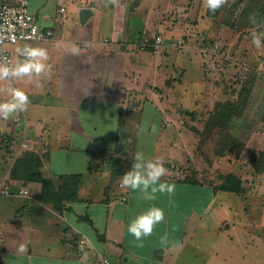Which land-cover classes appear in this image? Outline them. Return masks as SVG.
Masks as SVG:
<instances>
[{
    "label": "crops",
    "instance_id": "0c3cea01",
    "mask_svg": "<svg viewBox=\"0 0 264 264\" xmlns=\"http://www.w3.org/2000/svg\"><path fill=\"white\" fill-rule=\"evenodd\" d=\"M16 1L0 0V4ZM125 2L29 0L38 23L52 29L55 36L40 42L48 51L46 63L51 65V71L46 75L50 80L45 74L30 82L20 80L22 86L15 88L29 95L28 110L9 120L0 119V188L10 186L30 193L28 198L0 196V264H201V257L206 255L199 242L201 229H222L219 221V228L211 224L215 221L211 213L221 182L215 178L201 181V155L192 148L189 151L185 131L189 121L179 114L191 113L196 118L198 109L185 103V94L190 90L197 95L203 82L190 83L182 65L176 67V78L169 76L162 61L164 55L170 63L175 60L183 64L181 56L166 54L169 45L157 50L141 48L139 21L132 26L122 16L126 14L130 20L134 14L137 20L146 16V9L143 11L142 4L133 8ZM204 7L201 0V21L218 20L220 16H207ZM84 8L94 14L82 26L79 13ZM99 16L100 22L93 25ZM76 25L81 30L79 37ZM143 30L140 35L149 38L147 29ZM16 46H6L12 66L24 60L14 49ZM147 52L155 57L154 61L145 59ZM1 89L0 86V103L11 100V95ZM160 92L166 94V101L158 99ZM209 92L218 100L216 90ZM207 104L201 106L202 110L209 108ZM212 113L201 115L203 128ZM141 117L148 120L146 129L136 133ZM172 128L174 133L169 130ZM135 136L143 137L149 147L147 158L163 160L168 173L162 182L175 185L172 194L157 193L156 200L149 202L142 193L121 187L120 179L131 170L137 153L132 144ZM32 157L39 162L41 178L52 182L50 192L74 191L77 200L56 195L51 201L44 200L42 183L14 178V170ZM192 165L195 171L189 169ZM257 188L259 195H264V184ZM150 205L163 208L165 220L141 247L127 226ZM238 219L234 223L225 220L223 224L229 230L232 224L239 225L240 235L249 232V236L252 233L264 239L262 221L253 222L247 216ZM203 222L211 225L201 227ZM222 235L228 246L236 240L234 234ZM165 237L167 242L162 243ZM177 241L182 247L173 246ZM21 244L26 249L23 253L18 251ZM212 254L216 264H225L220 260V249Z\"/></svg>",
    "mask_w": 264,
    "mask_h": 264
},
{
    "label": "rangeland",
    "instance_id": "374dc122",
    "mask_svg": "<svg viewBox=\"0 0 264 264\" xmlns=\"http://www.w3.org/2000/svg\"><path fill=\"white\" fill-rule=\"evenodd\" d=\"M134 1L126 0L125 4L129 6L130 3L133 8L142 4L143 11L146 9L144 11L146 16H139L137 20L133 18L134 14L132 18L130 16V20L126 14L122 17L125 21H130L129 24L132 26L138 25L137 22L139 21L140 32L137 36L145 32L143 29L146 28V33L151 39L160 36L164 39L161 46L169 45L171 47L167 48V55L173 56L175 54L183 59V64H176L174 59L170 63L171 60L166 59L165 55L163 56L162 61L166 66L164 68L170 74L169 76L176 78L177 75H174L176 67L182 65L185 69L184 76L190 83L194 82L199 85L203 82V86L197 91V95L190 90L185 94V103L194 106L193 109H198L195 111L196 118L193 119L191 113L187 115L183 112L179 113L181 117L183 114L182 118L185 119V122L189 121L187 123L189 126L184 128L189 136L186 140L189 151L192 148L193 151H199L201 155V165L199 164L201 181L207 178H215L221 182L220 178L223 175L232 173L240 175L244 189L250 188L240 197L234 193L229 194L221 191V189L217 190V204H213L212 209L214 210L211 213V216L215 217V221L211 224L215 225L219 221L218 224H222V229L220 230L221 233L211 230V227L201 229V233H199L201 250L207 252H205V256L201 257V264L203 260H206L204 264H216L212 254L215 249H220V260L224 261L225 264H264L263 238L260 240L259 237H254L252 233L249 236V232L246 233L247 236L246 234L240 235L239 229L241 230V227L239 225L234 226L232 224L229 230L224 226L225 223L223 224L225 220L228 223L237 222L239 221L238 218L243 216L250 217L253 222L262 221L264 224V195H259L261 191L257 188V186L264 184V171L261 173L256 171V168L264 165V161H262L264 159V48L258 50L251 43L252 31H264V25L252 28L248 27L252 23L247 21V17L250 18L251 16L250 11L263 16L260 9L261 6H264V0H227L229 13L234 5L237 6L239 12L247 9L246 13L243 12L242 18L243 27L247 28L241 30L225 25V18L228 16L224 12L221 13L218 20L206 18V20L201 21V0H151L152 3L146 0H138L137 6L133 4ZM98 19L101 17L93 20V25L100 22ZM75 30L78 33L77 37H79L81 30L78 25H76ZM178 41L180 42L178 43ZM40 42H22L14 49L41 47L42 43ZM160 52L164 54L162 49ZM144 57L151 59V61L155 60L150 52L145 53ZM202 77L206 78L207 84H204ZM48 78L46 75L47 81L50 80ZM15 85L21 87L22 83L20 80H13V84L11 80L0 81L1 90L7 96L10 95L8 89L15 87ZM190 88L192 90L193 87ZM211 90L217 91L218 100L215 95L209 92ZM244 91L250 93L247 109L242 118L234 119L229 125V131L232 133L230 134L236 137L240 144L237 145L234 153L226 158H220L217 154L227 136L219 127H215V129H211V126L210 128L207 127L208 134L206 131L204 133L200 124L201 115L212 113V109L215 110L220 103H225L228 99L233 101L240 99ZM157 94L158 99L164 98L166 95L161 92ZM170 98L173 100L175 97L170 96ZM166 100L167 98H164L163 101ZM145 101V98L142 97L144 104ZM206 104L207 106L210 105L209 108L202 110L201 106H206ZM204 111L208 112L203 113ZM174 114L177 115L178 113ZM140 119L141 127L135 128L136 133H139L141 128L146 129L148 120H145V117ZM194 121H198V123L195 124ZM169 130L174 133L173 128ZM144 142L143 137L136 138L135 136L132 143L133 146L137 147L135 152L142 151L144 154L150 152L149 147ZM193 166L189 169H194ZM206 172L210 173V176ZM251 186L254 187V190H251ZM211 224L203 222L201 227ZM237 227L238 230H236ZM225 232L236 235L235 242H231L230 246L224 242L222 234Z\"/></svg>",
    "mask_w": 264,
    "mask_h": 264
},
{
    "label": "clouds",
    "instance_id": "9594fccd",
    "mask_svg": "<svg viewBox=\"0 0 264 264\" xmlns=\"http://www.w3.org/2000/svg\"><path fill=\"white\" fill-rule=\"evenodd\" d=\"M205 7L215 14L222 9L227 0H204ZM252 23H257L255 17H250ZM35 34V29H33ZM15 39L14 37H12ZM251 43L256 49L264 48V31L253 30L251 33ZM24 60L15 66H8L0 63V81L2 80H27L32 81L34 78L48 74L51 71V65L47 64L48 51L43 47H25L19 50ZM11 100L0 103V119L9 120L21 112H26L30 106L31 100L29 95L19 89H8ZM144 128L140 129L143 133ZM155 132V127L152 128ZM168 169L165 167L161 158L150 159L142 151L135 154L131 170L126 172L120 179V185L124 189H131L133 192H140L146 201H154L157 193L172 194L175 191V185L162 182V177L166 176ZM24 195H28L24 193ZM165 220V211L163 208L150 205L140 214L136 215L127 226L128 233L140 242L143 246L144 239L153 235L157 225ZM167 238H162V243H166ZM174 247H182L177 241ZM25 246L21 244L18 251L23 253Z\"/></svg>",
    "mask_w": 264,
    "mask_h": 264
},
{
    "label": "trees",
    "instance_id": "16d2710c",
    "mask_svg": "<svg viewBox=\"0 0 264 264\" xmlns=\"http://www.w3.org/2000/svg\"><path fill=\"white\" fill-rule=\"evenodd\" d=\"M135 5L139 4L138 0L134 1ZM227 7H229V3H226V5L218 10L215 14H213L212 12H210L207 9V16L211 17V18H217L221 15L222 12H225L226 16H228L225 21V25L229 26L231 28H237V29H243V28H247V27H243V12L246 13L247 9L239 12V10L237 9V6H232L230 13L227 10ZM261 13L263 12V16H259L258 13L256 12H251V16L250 17H255L257 23H252L250 18L247 17V21L251 22L252 24L249 25L248 27H252L254 28L255 26H259V25H264V6H261ZM149 39L150 36H148ZM145 36L140 35L139 37V42H143ZM151 43L153 42V40H150ZM139 43V44H140ZM151 50V49H150ZM249 91H244L242 93V95L240 96V99H237L236 101H233L231 99H228L227 102L225 103H220L218 105V108L216 107V109L213 111V113L209 116V118L207 119V122L205 124V128H203V132L205 133V131L208 134V129L206 130V128H210L211 129H215V127H219L223 132L224 135L227 136V139L225 140V143H223L221 145V149L218 152V156L220 158H226L228 157L230 154L234 153L236 150L237 145L240 144V142L237 140L236 137H234L233 135H231L232 133L229 131V125L231 124V122L234 119H239L242 118L245 110L247 109V104L249 102ZM231 133V134H230ZM31 161L27 160V162H22L20 164V168H16L13 172V177L17 178V179H29V180H36L39 181L40 183H42L43 185V192H42V197L44 200L47 201H51L53 199V195L56 197L58 196H63L65 199L67 200H77V196L76 193L70 192V190H61L60 192H58L57 194H55L53 191L50 192L51 188H52V182L51 181H47L41 178V176L39 175L38 169H39V162H37L34 157L30 158ZM264 161V159L262 160ZM30 163V164H29ZM256 171L258 173H261L264 171V165L263 167L260 165L259 168H256ZM221 181V189L223 191H228V192H233L236 194H242L244 192V188L242 187V181L239 177H237L236 175L229 173V174H225L223 175V177L220 178ZM69 184V183H68ZM74 184V182H73ZM67 185V184H66ZM75 185V184H74ZM71 186V185H70ZM68 189V188H67ZM72 194V195H71Z\"/></svg>",
    "mask_w": 264,
    "mask_h": 264
},
{
    "label": "built area",
    "instance_id": "2783aa9c",
    "mask_svg": "<svg viewBox=\"0 0 264 264\" xmlns=\"http://www.w3.org/2000/svg\"><path fill=\"white\" fill-rule=\"evenodd\" d=\"M64 11V9H62ZM35 29V34L33 33ZM55 32L52 29L43 28L30 10L29 0H17L14 3L0 4V63L12 66V58L7 51V45H16L22 42L45 41L52 39ZM14 37L15 39H13ZM151 43L149 38H144L141 48L152 47L158 49L163 38L154 37ZM27 193L28 195H24ZM0 196L30 197V193L24 189L14 187L0 188ZM105 264H109L105 261Z\"/></svg>",
    "mask_w": 264,
    "mask_h": 264
},
{
    "label": "water",
    "instance_id": "95a60500",
    "mask_svg": "<svg viewBox=\"0 0 264 264\" xmlns=\"http://www.w3.org/2000/svg\"><path fill=\"white\" fill-rule=\"evenodd\" d=\"M93 12L91 9L84 8L79 13V22L84 26L93 17Z\"/></svg>",
    "mask_w": 264,
    "mask_h": 264
},
{
    "label": "bare ground",
    "instance_id": "6f19581e",
    "mask_svg": "<svg viewBox=\"0 0 264 264\" xmlns=\"http://www.w3.org/2000/svg\"><path fill=\"white\" fill-rule=\"evenodd\" d=\"M14 57V56H13ZM17 59V58H16ZM105 69V68H104ZM21 114V113H20Z\"/></svg>",
    "mask_w": 264,
    "mask_h": 264
}]
</instances>
